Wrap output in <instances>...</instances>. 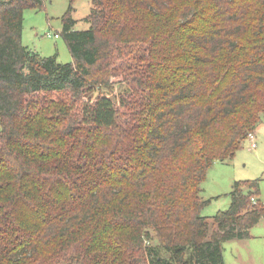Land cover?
Masks as SVG:
<instances>
[{"label": "trees", "instance_id": "trees-1", "mask_svg": "<svg viewBox=\"0 0 264 264\" xmlns=\"http://www.w3.org/2000/svg\"><path fill=\"white\" fill-rule=\"evenodd\" d=\"M46 1H0V264H225L259 184L214 231L202 184L264 115V0H91L70 63L23 44Z\"/></svg>", "mask_w": 264, "mask_h": 264}, {"label": "rangeland", "instance_id": "rangeland-1", "mask_svg": "<svg viewBox=\"0 0 264 264\" xmlns=\"http://www.w3.org/2000/svg\"><path fill=\"white\" fill-rule=\"evenodd\" d=\"M91 8V0H47L44 9L25 11L24 46L44 57L57 56L60 63L72 62V56L61 36L64 17L71 10V16L76 21L75 29L88 30L90 24L86 19ZM56 34L60 36L57 39L54 37ZM110 84L115 86L116 95L127 88L123 76L113 77ZM254 134L256 148H252L251 138L246 139L233 158L213 164L202 184L201 198L211 201L203 209L202 215L208 219L212 231L217 228L213 217L230 208V193L236 183L258 182L259 194L255 198L264 206V115ZM223 251L225 264H264V216L251 229L249 238L225 242Z\"/></svg>", "mask_w": 264, "mask_h": 264}, {"label": "built area", "instance_id": "built-area-1", "mask_svg": "<svg viewBox=\"0 0 264 264\" xmlns=\"http://www.w3.org/2000/svg\"><path fill=\"white\" fill-rule=\"evenodd\" d=\"M54 37L57 39V38H59L60 36L56 34ZM249 138H251L252 141H253V143H252V148H256V143H255V137H254V135H253V134H250ZM252 202H253L254 205L257 204V202H256L255 199H252Z\"/></svg>", "mask_w": 264, "mask_h": 264}, {"label": "crops", "instance_id": "crops-1", "mask_svg": "<svg viewBox=\"0 0 264 264\" xmlns=\"http://www.w3.org/2000/svg\"><path fill=\"white\" fill-rule=\"evenodd\" d=\"M254 136H255V134H254ZM246 240V239H245Z\"/></svg>", "mask_w": 264, "mask_h": 264}]
</instances>
